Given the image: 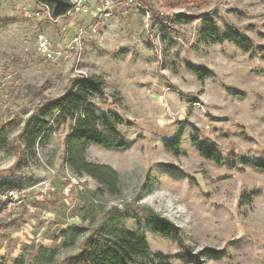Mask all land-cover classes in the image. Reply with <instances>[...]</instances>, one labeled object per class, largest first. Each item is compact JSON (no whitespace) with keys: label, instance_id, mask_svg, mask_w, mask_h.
I'll list each match as a JSON object with an SVG mask.
<instances>
[{"label":"rangeland","instance_id":"374dc122","mask_svg":"<svg viewBox=\"0 0 264 264\" xmlns=\"http://www.w3.org/2000/svg\"><path fill=\"white\" fill-rule=\"evenodd\" d=\"M200 16L213 18L221 36L237 31L250 49L205 40ZM88 22L84 15L56 22L36 0H0V128L11 143L0 151V191L25 194L12 209L0 206V264L62 262L114 208L171 264H264V170L253 166L264 164V0L122 3L98 36L78 40ZM90 77L104 81L106 94L92 104L128 142L86 151L89 162L118 173L117 195L66 164L74 123L55 127L34 151L21 137L40 103ZM194 139L213 147L219 162L204 158ZM151 216L180 236L157 234ZM75 228L86 231L69 243L63 232Z\"/></svg>","mask_w":264,"mask_h":264},{"label":"trees","instance_id":"16d2710c","mask_svg":"<svg viewBox=\"0 0 264 264\" xmlns=\"http://www.w3.org/2000/svg\"><path fill=\"white\" fill-rule=\"evenodd\" d=\"M37 4L45 7L56 21L66 17L71 11V0H36ZM178 17H186L179 15ZM183 21H192V17L181 18ZM203 19L202 37L205 40L228 41L238 47L249 50L250 42L237 31L231 30L222 36L219 34L213 18L200 16ZM182 21V22H183ZM201 75V70L192 68ZM105 83L101 78H81L73 83L71 91L60 98L40 103L25 124L22 140L26 150L35 148L49 139L55 127L74 123L70 133L65 138V162L70 169L80 175L85 174L96 180L110 195L119 194V175L110 166L91 163L86 158V151L90 145L96 144L105 150L124 149L128 142L117 129L116 122L107 114H100L94 105L93 99H105ZM5 127L0 128V151L9 150L11 143L4 137ZM177 135L169 148L175 151L179 148L180 138ZM198 145L202 156L208 160L219 162L217 152L206 143ZM259 170H264L263 162L253 164ZM3 185L0 184V188ZM148 222L153 224L157 234L163 237L180 236V228L158 216H151ZM64 231L63 235L70 236L69 243L74 242L86 231L75 228ZM219 252L208 249L204 254L217 256ZM48 264H135L138 260H151L152 264H171L168 256L157 253L152 255L145 234L140 230L127 228L125 214L121 215L114 208L109 212L106 222L97 227L93 234L85 238L80 251L69 256L62 262L45 258ZM198 262V261H197ZM15 264H24L18 259Z\"/></svg>","mask_w":264,"mask_h":264},{"label":"built area","instance_id":"2783aa9c","mask_svg":"<svg viewBox=\"0 0 264 264\" xmlns=\"http://www.w3.org/2000/svg\"><path fill=\"white\" fill-rule=\"evenodd\" d=\"M135 2L136 0H71V11L66 17L60 19L76 15H84L88 17L89 22L84 29L78 32L77 38L78 40H81L84 37L98 36L105 20L114 16L118 5L122 3L132 5ZM41 7L49 14V11L45 7ZM60 19L56 20V22ZM40 48L49 58L52 57L51 46L46 40H40ZM24 198V191L15 188H8L0 191V206H6L7 209H12L19 203H22Z\"/></svg>","mask_w":264,"mask_h":264}]
</instances>
